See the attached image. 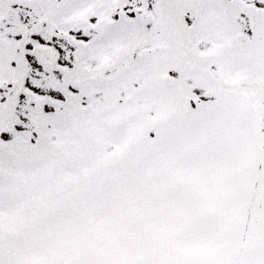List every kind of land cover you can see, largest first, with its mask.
<instances>
[{"label": "snow or ice", "instance_id": "1", "mask_svg": "<svg viewBox=\"0 0 264 264\" xmlns=\"http://www.w3.org/2000/svg\"><path fill=\"white\" fill-rule=\"evenodd\" d=\"M0 264H264V0H0Z\"/></svg>", "mask_w": 264, "mask_h": 264}]
</instances>
